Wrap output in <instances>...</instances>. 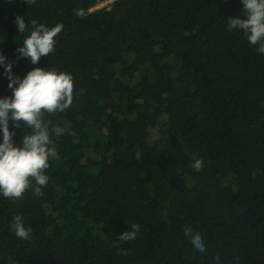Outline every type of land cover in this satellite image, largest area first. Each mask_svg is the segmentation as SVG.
<instances>
[{
    "label": "trees",
    "instance_id": "1",
    "mask_svg": "<svg viewBox=\"0 0 264 264\" xmlns=\"http://www.w3.org/2000/svg\"><path fill=\"white\" fill-rule=\"evenodd\" d=\"M101 1L0 0V98L13 95L7 64L21 79L40 67L74 82L72 106L45 113L56 155L43 195L0 194V264H264V54L228 30L242 0H114L90 12ZM32 20L63 25L36 65L18 52ZM9 130L14 146L31 132ZM16 215L27 241L10 227ZM133 224L137 238L120 241Z\"/></svg>",
    "mask_w": 264,
    "mask_h": 264
},
{
    "label": "clouds",
    "instance_id": "2",
    "mask_svg": "<svg viewBox=\"0 0 264 264\" xmlns=\"http://www.w3.org/2000/svg\"><path fill=\"white\" fill-rule=\"evenodd\" d=\"M35 0H27L34 3ZM244 18L235 17L227 20L228 30H242L252 45H259L257 51L264 54V0H242ZM18 33L27 30L23 17L16 18ZM32 31L23 41V47L18 49L24 58H30L33 65L39 63L42 56H48L54 51L56 37L62 31L63 25L47 27L31 21ZM5 63V57L0 54V65ZM8 75L9 89L12 97L0 98V131L3 133V142L0 143V194L7 199L22 200L23 194L32 189L34 194L42 196V186H46L49 177L45 170L49 167V159L55 157L56 152L50 147L51 121L44 119L45 113L55 114L65 112L72 106L74 82L70 74L48 71L36 67L21 79L12 75V65H5ZM9 121L15 127L21 123L31 129L30 133L23 136L22 144L14 146V132L9 130ZM59 136L65 129L59 126L51 128ZM136 158H140L138 152ZM194 170L203 168V161L194 158ZM17 238L29 240L32 229L26 228L22 217L16 215L10 225ZM132 231H125L119 235V240L127 242L137 238L140 231L138 224H133ZM184 235L189 239L195 250L201 253L207 251L205 242L199 232H193L191 227H186ZM219 261V257H215Z\"/></svg>",
    "mask_w": 264,
    "mask_h": 264
},
{
    "label": "built area",
    "instance_id": "3",
    "mask_svg": "<svg viewBox=\"0 0 264 264\" xmlns=\"http://www.w3.org/2000/svg\"><path fill=\"white\" fill-rule=\"evenodd\" d=\"M113 1L114 0H106V1L96 2V4L93 6V8L90 10V12L94 11V10L104 9V8L109 9L110 5Z\"/></svg>",
    "mask_w": 264,
    "mask_h": 264
},
{
    "label": "rangeland",
    "instance_id": "4",
    "mask_svg": "<svg viewBox=\"0 0 264 264\" xmlns=\"http://www.w3.org/2000/svg\"><path fill=\"white\" fill-rule=\"evenodd\" d=\"M46 212L49 214L50 213V208L46 207Z\"/></svg>",
    "mask_w": 264,
    "mask_h": 264
}]
</instances>
